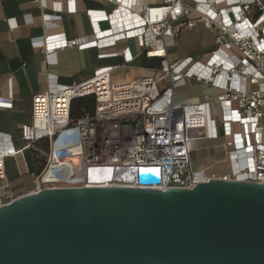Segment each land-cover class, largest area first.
Here are the masks:
<instances>
[{
    "label": "built area",
    "instance_id": "2783aa9c",
    "mask_svg": "<svg viewBox=\"0 0 264 264\" xmlns=\"http://www.w3.org/2000/svg\"><path fill=\"white\" fill-rule=\"evenodd\" d=\"M115 1L117 7L109 13L87 12L94 27L91 35L68 39L57 34L34 43L49 56L72 47L103 50L135 38L142 50L159 54V67L151 76L115 84L112 71L117 66H102L81 82L53 80L35 94L32 120L21 125V138L26 148L46 140L48 153L44 167L33 176L31 192L105 186L190 189L216 178L264 184V0H150L138 13L121 6L135 7L137 0ZM73 3L69 11H75ZM103 21L111 27L99 28ZM57 22L46 19L45 24ZM198 23L213 31L209 55L170 60L181 32ZM117 55L124 65L133 60L129 48L99 57ZM188 80L212 92L177 98V88ZM85 96L95 97L94 111L72 121V100ZM0 107L11 108L12 98H0ZM194 138H222L230 171L216 176L194 170ZM15 153L0 149V180L5 178L6 157ZM141 173L156 175L159 181L142 185L137 180ZM90 174L101 180L90 181Z\"/></svg>",
    "mask_w": 264,
    "mask_h": 264
},
{
    "label": "water",
    "instance_id": "95a60500",
    "mask_svg": "<svg viewBox=\"0 0 264 264\" xmlns=\"http://www.w3.org/2000/svg\"><path fill=\"white\" fill-rule=\"evenodd\" d=\"M0 264H264V184L29 192L0 205Z\"/></svg>",
    "mask_w": 264,
    "mask_h": 264
},
{
    "label": "crops",
    "instance_id": "0c3cea01",
    "mask_svg": "<svg viewBox=\"0 0 264 264\" xmlns=\"http://www.w3.org/2000/svg\"><path fill=\"white\" fill-rule=\"evenodd\" d=\"M149 1L137 0L135 7L123 3L121 6L138 13L141 5ZM73 4L75 11L68 10L70 0H0V98H12L11 108L0 107V149L10 148L16 152L5 159V178L0 180V205L31 192L33 176L39 166L36 159L43 161V167L46 163L48 144L26 148L21 138V125L30 124L32 120L35 94L47 90L53 80L64 85L81 82L102 66H117L112 71L115 84L151 76L159 67V54L142 50L135 38L117 41L115 46L104 51L72 47L58 49L47 56L34 43L35 40L57 34H63L68 39L91 35L94 27L87 12L104 10L109 13L118 3L115 0H74ZM46 19H58L59 22L47 27ZM98 26L107 29L111 24L103 21ZM198 26L204 30L201 35L211 34L213 42V31L204 28L201 23L186 31H195ZM118 27L114 25L116 30ZM202 40L200 37L201 43ZM125 48H129L133 55L128 65H124L120 55L99 57L101 53H120ZM172 53L170 60L194 55L190 53L178 57L176 54L172 56ZM211 92L207 86L188 80L184 86L177 88L176 96L189 100L202 98ZM190 157L194 170L202 169L216 176L230 171L223 149L214 140L194 138L190 142Z\"/></svg>",
    "mask_w": 264,
    "mask_h": 264
},
{
    "label": "rangeland",
    "instance_id": "374dc122",
    "mask_svg": "<svg viewBox=\"0 0 264 264\" xmlns=\"http://www.w3.org/2000/svg\"><path fill=\"white\" fill-rule=\"evenodd\" d=\"M201 34H204V30H202L200 26H198L195 31L184 30L181 33L179 46L176 49L174 48L175 51L173 53L171 52V55L173 56L176 54L180 57L192 53L194 54L193 56L197 58L208 56L210 49L213 48L212 37L211 34H207L206 36ZM200 37L203 39L202 43L200 42ZM222 141L223 140L221 138L216 141V144L221 145Z\"/></svg>",
    "mask_w": 264,
    "mask_h": 264
},
{
    "label": "trees",
    "instance_id": "16d2710c",
    "mask_svg": "<svg viewBox=\"0 0 264 264\" xmlns=\"http://www.w3.org/2000/svg\"><path fill=\"white\" fill-rule=\"evenodd\" d=\"M95 107V97L94 96H85V97H78L72 100L71 106H70V119L72 121L77 120L78 118L86 115L91 114L94 111ZM40 143H46L48 142L46 140H42L39 142H36L34 145L37 146ZM38 163V169L36 171V174H38L42 168H43V161L36 159Z\"/></svg>",
    "mask_w": 264,
    "mask_h": 264
}]
</instances>
